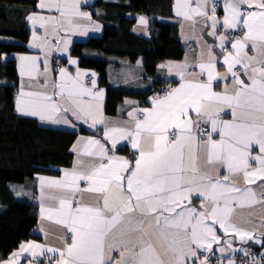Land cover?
Masks as SVG:
<instances>
[{"label":"snow or ice","instance_id":"6c2138e0","mask_svg":"<svg viewBox=\"0 0 264 264\" xmlns=\"http://www.w3.org/2000/svg\"><path fill=\"white\" fill-rule=\"evenodd\" d=\"M176 4L178 16L186 20L193 16L208 17L215 30V8L209 16L205 0H196L195 7L190 0L183 3L176 0ZM241 4L252 8L254 0H231L225 5L228 15L223 19L225 28L244 29L242 38H236L231 45L235 53L228 52L223 61L233 77L232 89L227 86L223 92L213 89L214 80H226V77H219L209 53L208 63L199 65L200 75H206V80L185 81L162 99L153 100L151 109L141 110L142 118L130 113L134 120L131 129H107L106 137L112 141L113 148L119 140L130 138L132 147L138 150L134 164L109 155L99 141L89 140L83 155L98 157L99 162L90 161L86 167L66 171L62 180L41 178L42 199L47 188L46 198L54 202L42 208V212L71 233L65 249L60 251L58 264L111 262L107 241L117 229L122 235L139 233L138 240L131 246H121L122 258L125 252L132 253L128 264H164L155 245L145 239L149 230L175 255V264H185L184 257L188 254L196 255L192 245L211 249L217 237L208 220L218 223L225 232L237 233L241 239L252 238L251 233L236 228L230 220L236 207L264 203V199L257 200L252 189H242L229 181L238 174H242L246 183L254 182L251 178L257 175L264 178V0L255 2L258 11L242 12ZM40 7L58 13V16L29 17L34 25L39 23L45 33L51 25L54 33L63 29L86 34L87 29L81 28L77 21L90 17L80 11L79 0H40ZM140 23L146 25L147 20L141 17ZM219 39L223 49L225 37ZM68 43L65 40V48ZM249 45L256 56L248 55ZM21 61V75L25 74L24 62L30 61L28 74L31 76L35 58L21 57ZM237 64L242 66L250 84H245L233 71ZM60 75L61 83L54 87L59 89L57 95L64 98L65 104H57L53 96L46 93L22 91L21 97L29 99L18 102V110L56 123L57 113L68 112L70 108L66 105H71L72 114L78 119L91 120L93 125L102 123L100 102L104 93H93L86 88L82 82L84 74L79 71L75 78L63 70ZM178 75L181 80L185 79L182 72ZM92 84L95 87L94 80ZM83 96L91 97L94 103L83 101ZM221 113L230 118H223ZM201 121L210 125V131L199 129ZM198 131H208L207 138L198 139ZM212 133L217 134L216 139ZM253 146H258L259 155H252ZM201 148L209 166L207 170H202L199 164ZM250 160L258 167L253 169ZM220 169H225L226 174L221 175ZM83 193L93 194L95 203H82L83 195L77 194ZM193 193L202 197L209 207L203 211L188 207ZM48 251L57 250L49 248Z\"/></svg>","mask_w":264,"mask_h":264},{"label":"crops","instance_id":"0c3cea01","mask_svg":"<svg viewBox=\"0 0 264 264\" xmlns=\"http://www.w3.org/2000/svg\"><path fill=\"white\" fill-rule=\"evenodd\" d=\"M96 0H79V9L83 13H87L90 19H78V23L81 28L87 29L86 34L81 35L79 33H73L61 29L58 33L52 31V26H48V32L45 33V29L39 26V23L33 24L32 20L29 19V26L32 30L31 40L29 43L30 53L23 55H14L11 58L15 59L18 64L19 69V86L17 90V99L15 102V107L17 113L21 117L35 119L37 122L47 128L68 130V131H80L84 128L88 131L86 134H80L72 147L74 160L73 165L70 168L58 169L60 173L54 174H40L35 176L32 180L27 181L24 184H17L14 186L17 192H15L16 197L23 201L35 202L40 211V217L37 226L33 230V238L29 241L22 243L19 248L1 264H21L23 261H27V264H35L34 260H42L47 255H53L56 257V262L53 264H58L60 251H63L66 247L65 238L68 234L63 225H58L54 220H49L46 218L45 213L42 212V208H47L54 204L53 201L46 198L48 189L45 191V198L42 199L40 180L44 178L46 180H62L64 178V173L71 172L74 169H80L86 167L90 161L99 162L98 157H88L84 156L83 152L87 142L89 140H97L100 144L104 145L107 149L109 155H115L122 159L128 160L131 164L135 163L138 158V150L134 149L131 145L130 138L119 140L115 148L112 146V141L107 139L106 132L107 129L113 127H123L131 129L134 126V120L130 113L134 114L137 118H142L140 114L143 109H151L153 107V100L162 99L168 93H161L158 88L162 83H169L173 85V89L179 88L182 83L187 80H206V75H200V63H208L211 53L212 62L216 66V72L219 77H226V80H221L217 78L213 81V89L218 92H223L225 86L232 89L234 85L231 80V73L227 71V65L223 63L224 57L228 52L235 53V49L231 47L232 43L235 42L236 38H242V36H233V32L237 31L240 27L235 29L225 28L223 26V19L228 15L225 5L231 0H205L206 8L209 16L212 15L213 3H221L220 15H216V28L213 30L211 19L205 16H193V19L186 20L183 16H178L176 14L177 4L176 0L173 1V14L171 17L163 19V21L174 23L178 25L179 28V38L181 43L185 47V55L180 61H166L159 65L158 74L156 77H147L144 74L143 61L140 59L138 62L132 64L128 60H118L111 64L109 67V88L122 90L127 93L146 95V98H126L118 107V112L116 115H109L106 113V100H107V88L101 87V91L104 93L103 99L100 102L102 104L101 117L103 122L96 123L93 125L91 120L85 122L83 119H78L72 114L71 105H66L70 108L68 112L61 110L56 115L58 122L52 123L50 121H42L38 116L25 115L18 110V102L22 99H29L27 97H21V92H41L53 96L54 102L57 104H65L64 98L57 95L59 92L58 88L54 85L61 83V71H66L69 76L75 78L77 72L83 73L82 82L84 86L92 91L91 88L87 87L85 84L86 77L93 73L95 79L99 84V76L90 70L80 67L79 60L72 58L71 51L75 42L86 41L92 37H101L104 32V25L99 22V20L93 18L92 11L88 12L90 6L95 3ZM183 3V0H181ZM192 7L196 6V0H190ZM254 6L251 8L252 11H258ZM248 7L247 4H241L240 9ZM58 16V13L54 11H49L46 8L40 7V1L38 4V12L32 16ZM143 17L147 20V24L143 25L140 23V18ZM150 17L145 15L137 16V25L135 31L139 35H145L147 32V26L150 22ZM41 30V31H39ZM220 36H224V46L229 47L227 53H223L221 50ZM65 40L69 41L67 47L65 48ZM213 44L217 47L213 48ZM39 45V46H36ZM249 56H256V53L251 49V46L246 49ZM21 57L35 58L36 66L35 70L30 76L28 74V67L30 66V61H25V74L21 75ZM61 57L65 60L66 67L55 69L53 67L54 60ZM75 61L76 63H72ZM241 68V73L238 77L244 81L245 84H250L248 76L245 75L244 70L241 65L237 64L234 68ZM233 68V69H234ZM183 73L184 80H181L178 73ZM220 85L217 87V85ZM172 89V90H173ZM171 90V91H172ZM170 91V92H171ZM93 92V91H92ZM81 99L85 102H92V98L89 96H83ZM223 118H230L226 113H221ZM193 120L196 119L195 114H192ZM68 122L65 123L64 121ZM196 126L194 125V128ZM209 128L210 125L204 124L203 121L199 124V129ZM198 139L201 138L199 131L197 132ZM213 139L217 138L216 133H212ZM207 138V137H206ZM204 138V139H206ZM96 150V149H93ZM258 146H253L252 155H259ZM137 155V156H135ZM205 154L201 148L199 152V164L202 170H207L209 166L205 163ZM83 162V163H81ZM252 168L258 167L255 161L250 160ZM220 174H226L225 169H220ZM254 182L246 183L242 174L230 177L229 182H234L240 188H250L252 189L257 197V200H262L264 195V178L260 176H254L251 178ZM81 187H84V182H81ZM12 188V187H11ZM13 190V188H12ZM14 191V190H13ZM78 196L83 195L84 199L82 203L94 204L95 197L93 194L83 193L77 194ZM203 205V207H202ZM75 207V203L73 204ZM188 207H195L198 211H203L209 206L204 202L202 197H197L195 193L192 195V204L187 205ZM179 211V209H177ZM208 224L213 228L215 235L217 237L216 241L212 242V247L210 250L205 248L197 247L192 245V250L195 251L196 255L192 256L188 254L184 257L185 264H213L209 263L213 257H228L231 254L245 253L250 247L259 248L264 246V203H255L244 208L236 207L233 213L230 223L234 224L236 228L246 231L252 234V238L248 239L241 237L232 231L225 232L220 225L213 224L211 220L207 221ZM139 238V233L137 232H127L121 234L120 230H114V234H110L108 237L107 244L110 246V256L112 258L111 262H106V264H128L132 258L131 252H125L124 257L120 256V249L123 244H128L131 246ZM146 240L150 241L156 247V251L160 258L163 260L164 264H175V255L167 250L166 245L158 241L156 236L151 230H149L148 235L145 237ZM257 241H260L257 243ZM39 245V248L32 246ZM49 248L56 249L55 252L48 251ZM223 249V251H221ZM187 251V249H185ZM33 253H36L33 255ZM49 264V263H43ZM222 264V263H221Z\"/></svg>","mask_w":264,"mask_h":264},{"label":"trees","instance_id":"16d2710c","mask_svg":"<svg viewBox=\"0 0 264 264\" xmlns=\"http://www.w3.org/2000/svg\"><path fill=\"white\" fill-rule=\"evenodd\" d=\"M39 1L0 0V264L33 238L40 217L38 205L19 200L11 185L70 168L74 143L80 134L88 133L84 128L68 131L43 127L16 111L19 69L11 57L31 52L32 31L27 26L29 17L38 12ZM88 10L104 25L103 35L75 42L71 56L79 60L81 68L99 76L100 91L107 88L106 113L116 115L126 98L144 99L146 95L110 89L111 64L118 60L134 64L141 59L144 74L156 77L160 64L183 59L185 47L178 25L163 21L172 16L173 1L96 0ZM139 15L151 18L145 35L135 31Z\"/></svg>","mask_w":264,"mask_h":264},{"label":"built area","instance_id":"2783aa9c","mask_svg":"<svg viewBox=\"0 0 264 264\" xmlns=\"http://www.w3.org/2000/svg\"><path fill=\"white\" fill-rule=\"evenodd\" d=\"M213 7L215 8V14L216 15H220L221 12V3L220 2H215L213 3ZM252 9L249 7H246L244 9H242V12H251ZM244 32V29L242 27H240L237 31L233 32V36L237 37V36H242ZM213 48H216L217 46L215 44H213ZM223 53H227L229 51V47L224 46V48L222 49ZM53 67L54 68H64L66 67L64 64V60L62 58H57L54 63H53ZM233 71L236 72L237 76L241 73V68L237 67L234 68ZM95 81V87H93L92 81ZM231 80H233V77H231ZM85 84L87 87L91 88L93 93H97L100 92V88L97 86L96 80H95V75L93 73H90L85 80ZM173 89V85L169 84V83H165L161 88H158V90L165 94V93H169L171 90ZM17 98V95H15V99ZM143 113L140 114V116L142 117ZM201 130H209V128H202ZM201 138H206L208 135V131H203V132H199ZM137 156V155H135ZM71 236V235H70ZM56 257L53 255H47L44 259L42 260H34L35 264H43V263H49V264H53L56 262ZM215 264H264V246L260 247V248H255V247H250L247 251H245V253H235V254H231L228 257H215ZM21 264H27V261H23Z\"/></svg>","mask_w":264,"mask_h":264},{"label":"rangeland","instance_id":"374dc122","mask_svg":"<svg viewBox=\"0 0 264 264\" xmlns=\"http://www.w3.org/2000/svg\"><path fill=\"white\" fill-rule=\"evenodd\" d=\"M15 185H16V184H12V185H11V187H12L13 190H14V191L12 190V191L14 192V194H15V192H17L16 189L14 188ZM263 199H264V195H263ZM70 235H71V234H68V235L66 236V238H65V242L68 240V238L70 237ZM210 262H211V263L213 262V264H215L214 257H213L212 260H209V263H210Z\"/></svg>","mask_w":264,"mask_h":264},{"label":"clouds","instance_id":"9594fccd","mask_svg":"<svg viewBox=\"0 0 264 264\" xmlns=\"http://www.w3.org/2000/svg\"><path fill=\"white\" fill-rule=\"evenodd\" d=\"M86 11H88L89 12V10L88 9H86ZM39 31H41V30H39ZM58 58H61V57H58ZM57 59V58H56ZM55 59V60H56ZM63 59V58H62ZM54 60V61H55ZM64 60V59H63ZM66 62H65V60H64V64H65ZM65 66H66V64H65ZM63 68V67H62ZM55 69H57V68H55ZM59 69V68H58ZM96 80V79H95ZM96 83H97V81H96ZM98 84V83H97ZM99 85V84H98ZM15 95H17V93L15 94ZM14 99H15V96H14ZM17 99V98H16ZM16 99H15V102H16ZM260 248V247H259Z\"/></svg>","mask_w":264,"mask_h":264},{"label":"bare ground","instance_id":"6f19581e","mask_svg":"<svg viewBox=\"0 0 264 264\" xmlns=\"http://www.w3.org/2000/svg\"><path fill=\"white\" fill-rule=\"evenodd\" d=\"M28 27L30 28V26H29V25L27 26V28H28ZM30 30H31V28H30ZM31 31H32V30H31Z\"/></svg>","mask_w":264,"mask_h":264}]
</instances>
